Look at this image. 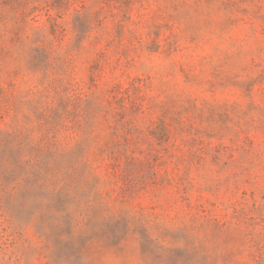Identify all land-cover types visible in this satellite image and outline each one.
Returning a JSON list of instances; mask_svg holds the SVG:
<instances>
[{
  "label": "rangeland",
  "instance_id": "rangeland-1",
  "mask_svg": "<svg viewBox=\"0 0 264 264\" xmlns=\"http://www.w3.org/2000/svg\"><path fill=\"white\" fill-rule=\"evenodd\" d=\"M0 264H264V0H0Z\"/></svg>",
  "mask_w": 264,
  "mask_h": 264
}]
</instances>
